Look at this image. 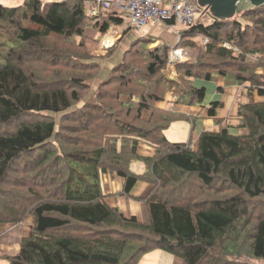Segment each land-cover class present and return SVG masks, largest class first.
Here are the masks:
<instances>
[{
	"label": "trees",
	"instance_id": "trees-1",
	"mask_svg": "<svg viewBox=\"0 0 264 264\" xmlns=\"http://www.w3.org/2000/svg\"><path fill=\"white\" fill-rule=\"evenodd\" d=\"M206 12L211 22L196 19L180 34L207 36L214 63L204 74L187 70L191 88L184 92L181 86L177 92L183 98L174 94V103L205 96L192 85L193 77L221 75L247 87L248 100L240 104L237 120L229 125L217 120L219 130L203 131L197 148L192 135L170 141L164 130L186 116L160 108L162 96L143 91L138 111L150 101L157 109V118L138 123L148 128L117 121V137L125 138L117 139L119 146L105 138L91 149L68 150L66 135L87 130L85 122L96 117H87L88 104L64 113L80 101L86 84L84 67L68 70L77 57L70 53L69 39L83 36L90 18L106 32L122 17L111 12L99 23L87 14L83 0L0 3V126L18 123L15 130L0 132V224L33 217L30 236L17 252L5 255L9 264H139L156 248L186 264H264V100L255 98L256 93L264 97V73L247 68L248 56L258 58L256 70L264 68V5L227 20ZM150 56L156 65L148 68L155 74L166 59ZM42 61L46 72L30 67ZM231 66L238 69L228 70ZM221 106L212 102L209 114L216 116ZM126 139L133 140L131 149ZM141 140L155 147L154 155L139 154ZM135 159L145 163L144 173L130 169ZM107 173L125 179L127 195L138 180L152 184L141 198L146 219L126 216L107 201L101 183ZM193 183L197 195L182 198L180 188Z\"/></svg>",
	"mask_w": 264,
	"mask_h": 264
},
{
	"label": "rangeland",
	"instance_id": "rangeland-1",
	"mask_svg": "<svg viewBox=\"0 0 264 264\" xmlns=\"http://www.w3.org/2000/svg\"><path fill=\"white\" fill-rule=\"evenodd\" d=\"M2 2L11 4L13 1ZM112 13L106 12L95 20L100 19L99 23L104 22ZM197 13H199L198 19H200L201 24L212 21L211 18L201 11ZM239 19L244 21L241 17ZM174 24L175 21L173 19H168L152 22L137 29L129 24L127 19L122 17V23L111 24L106 32H102L100 25H95V22L90 18L89 21L85 22L84 35L69 39L67 46L70 47V53L75 54L77 57L71 60L68 70L72 72L77 67H84L81 76L86 79V84L80 89V101L75 102L64 113L73 114L74 111L88 104L86 106L87 117H96L93 121L85 122L86 125L84 126H88V128H84L87 130H76V132H69L66 135L68 138L66 143L68 150L77 148L91 149L95 145H99V142L101 143L105 138L113 139L114 142L119 138L125 139L122 136L117 137L120 131L118 128L120 125L117 124V121L124 126L148 128L140 126L138 123H144L149 118H157V113L153 111H157V109L153 108L155 103L150 101L147 109L141 112L138 111L139 105L143 103L141 100L143 91L148 92L147 95L149 93L153 95L152 93H154L156 96H162L157 104L166 111L177 112L176 108L173 107L176 105L171 101V93L173 92L178 97L183 98V95L177 92V90L183 89L181 88L183 85L186 87L183 91H189L191 83L187 82V78H184L186 71H193L195 74L202 72L201 74H204L210 71L206 65L210 66V64L214 63V58L208 54L209 38L207 36L198 31L181 35L180 31L184 27ZM223 44L220 43L221 46ZM151 53H159L166 59L165 63L162 64V61L160 62L155 74L150 73L148 68L150 64L156 63V60L150 56ZM247 60L249 71H256L258 58L256 56H248ZM213 65L216 66V64ZM30 67H36L42 72L48 70L45 61L32 63ZM59 67H62V65ZM243 67H240V69ZM227 69L234 70L238 69V67L231 66L227 67ZM172 104L173 106H171ZM109 108L111 111L108 110ZM54 116L59 118L61 113H56ZM179 120L181 119L175 120L173 124L170 123L169 127L165 129L166 136L170 141H187L189 139V129L185 128L184 121ZM17 125L18 123L16 122L2 125L0 126V132L13 131ZM75 125H79V123L75 122ZM177 128L179 131L178 135H174L173 131ZM212 129L214 130L215 128ZM120 141H117L118 146ZM132 141V139H126V146L130 149ZM191 141L193 145L194 137ZM139 142L138 152L146 156L142 152L143 149H147L149 146L144 140ZM130 169L135 172H143V169H146V165L142 160L135 159L130 164ZM112 174L114 173L102 175L101 183L104 192H107L106 185L109 184ZM115 176L118 175L115 173ZM138 183H148V181L138 180L137 185ZM149 184L152 186L150 182ZM193 184V187L180 188L183 195L182 198L188 199L187 197L197 195L196 184ZM122 193L124 194L123 190ZM131 193H133V190ZM120 197L116 193L113 194V192L108 196L112 205L118 204V198ZM126 197L132 199L131 194H126ZM143 197H133V199L140 201L137 204L140 214H138L139 216L131 215L137 216L142 220L147 218L146 207L141 200ZM123 206H126L125 203ZM123 208L122 212L126 216H130L125 211V207ZM32 223V216H27L22 222L9 218L5 223H1V227L8 226L9 228L3 237L4 243L0 244V252L5 250L9 254L17 252L22 239L30 236ZM174 259L175 257L170 252L156 248L142 256L139 264L140 262L142 264H173Z\"/></svg>",
	"mask_w": 264,
	"mask_h": 264
},
{
	"label": "crops",
	"instance_id": "crops-1",
	"mask_svg": "<svg viewBox=\"0 0 264 264\" xmlns=\"http://www.w3.org/2000/svg\"><path fill=\"white\" fill-rule=\"evenodd\" d=\"M0 1H1L0 3L2 4L6 3L5 5H8V6H14V5L17 6V5H20L24 0H12L13 2L11 4L8 2H2V1H7V0H0ZM46 1H52V0H46ZM205 15L211 18L210 15H207V14ZM256 71L262 74L264 73V68L259 67L257 68ZM213 77H215L213 78V80H207L202 77H193L191 79L192 85L196 89L198 88L201 91H203L205 94L204 97L199 98L197 100L195 99L192 102L181 101L175 104L174 102L176 101V95H174L173 92L171 93L173 95V96L171 95V101L173 102L174 105H176V106H173L172 104L171 106L176 108L177 112L186 116V118H182L179 121L185 122V125H184L185 128H187V130L189 129L190 136L192 134V137H194L193 146L195 148H196L197 143L199 144L198 140H199V136L201 132H203L205 129L213 130L212 128H215L214 130L216 131L219 130V126L217 123V120L219 119H222L225 125H229L235 122L239 115L240 104L246 103L248 100L247 87H244L243 85L238 84L237 82L234 81V79H230V78L227 79L226 77H223L221 75L214 74ZM218 86L222 88L221 92L218 90ZM255 98L257 101L264 100V97L258 95L257 93H256ZM214 101H220L222 106L216 110L217 111L216 116H211L209 114V110L211 108V103ZM160 108H163V107L160 106ZM173 123L174 121L171 124ZM234 131L236 130L233 128H230V132H234ZM178 132H179L178 128L174 129L173 134L178 135ZM164 134L166 136L165 130H164ZM190 136H189V139H190ZM146 143L148 144L147 146L149 147H147V149H143L142 153L148 156L154 155L155 147L148 142ZM139 150H140V147H139ZM145 171L146 169H143V172H136V173H144ZM124 182H125L124 178L120 176H115V173L112 174V178L109 179V184L106 185L107 192L105 193L107 194V197H106L107 201L110 203L108 196L111 195L112 192L113 194L116 193L117 195L121 197L118 198V204L113 205V206L119 207L121 211L122 209H124L123 207H125L126 209L125 211L128 213V215L139 216L138 214H140L139 212L140 210L137 209L138 207L137 204L140 203V201L133 199V197L145 196L151 190L152 186H150L149 182L148 183H138V185L136 183L132 189L133 193H131L132 191L130 192L132 199H129L126 197V194L122 193ZM124 203L126 206H123ZM8 228H9L8 226L1 227L0 225V244L4 243L3 237L6 235L7 233L6 231L8 230ZM2 252H0V264H9L8 263L9 260L7 256L5 255L7 254L10 255V254L6 250ZM140 264L142 263L140 262ZM173 264H186V263L180 258L175 257Z\"/></svg>",
	"mask_w": 264,
	"mask_h": 264
},
{
	"label": "built area",
	"instance_id": "built-area-1",
	"mask_svg": "<svg viewBox=\"0 0 264 264\" xmlns=\"http://www.w3.org/2000/svg\"><path fill=\"white\" fill-rule=\"evenodd\" d=\"M88 15L94 19L106 12H115L134 28H141L152 22L173 19L174 25L190 27L198 19L201 9L197 0H83Z\"/></svg>",
	"mask_w": 264,
	"mask_h": 264
},
{
	"label": "water",
	"instance_id": "water-1",
	"mask_svg": "<svg viewBox=\"0 0 264 264\" xmlns=\"http://www.w3.org/2000/svg\"><path fill=\"white\" fill-rule=\"evenodd\" d=\"M198 4L209 10L213 17L227 20L245 10L264 5V0H197Z\"/></svg>",
	"mask_w": 264,
	"mask_h": 264
},
{
	"label": "clouds",
	"instance_id": "clouds-1",
	"mask_svg": "<svg viewBox=\"0 0 264 264\" xmlns=\"http://www.w3.org/2000/svg\"><path fill=\"white\" fill-rule=\"evenodd\" d=\"M200 7H202V6H200ZM204 8V7H203Z\"/></svg>",
	"mask_w": 264,
	"mask_h": 264
}]
</instances>
